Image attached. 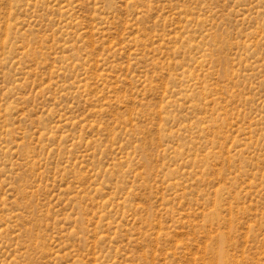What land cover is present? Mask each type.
<instances>
[{"label":"rangeland","instance_id":"obj_1","mask_svg":"<svg viewBox=\"0 0 264 264\" xmlns=\"http://www.w3.org/2000/svg\"><path fill=\"white\" fill-rule=\"evenodd\" d=\"M0 264H264V0H0Z\"/></svg>","mask_w":264,"mask_h":264}]
</instances>
